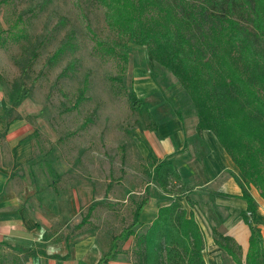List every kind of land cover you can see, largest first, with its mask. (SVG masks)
Returning <instances> with one entry per match:
<instances>
[{"label": "trees", "instance_id": "16d2710c", "mask_svg": "<svg viewBox=\"0 0 264 264\" xmlns=\"http://www.w3.org/2000/svg\"><path fill=\"white\" fill-rule=\"evenodd\" d=\"M8 1L1 0L0 7ZM97 2L105 10L108 29L117 37L111 45L95 37L100 56L119 57L123 51L122 56H127L129 44L146 47L150 61L172 72L189 95L199 119L198 133L212 131L245 177L247 187H255L264 199V0ZM0 39L20 42L24 34L15 24L0 33ZM73 49L69 38L48 63L56 64ZM14 87L19 91L15 104L29 96L27 91L22 93L24 84ZM87 88L86 81L74 109L85 101ZM128 99L133 110L145 109L133 90ZM148 159L154 167L153 182L165 193L175 194L170 179L180 177L174 161H158L152 154ZM243 198L248 209L242 216L251 230L245 264H264V240L255 224L254 199L248 193ZM149 202L147 191L135 205L131 224L112 236L109 251L98 264H108L120 252V243L131 237L135 238L132 253L136 264H206L204 234L179 201L161 207L146 231L137 234ZM99 205L93 202L89 206L80 225H85ZM215 235L216 243L237 264H243L237 252L241 248L231 239Z\"/></svg>", "mask_w": 264, "mask_h": 264}, {"label": "rangeland", "instance_id": "374dc122", "mask_svg": "<svg viewBox=\"0 0 264 264\" xmlns=\"http://www.w3.org/2000/svg\"><path fill=\"white\" fill-rule=\"evenodd\" d=\"M15 24L24 39L7 43L0 39V84L13 103L19 94L14 86L24 84L22 93L29 92L41 106L43 123L34 166L44 178L45 171L52 170L48 177L53 178L56 192L72 179L93 187L101 205L85 225H79L87 207L78 225L71 222L66 231L73 234L83 226L88 232L97 231L100 243L111 242L131 224L135 205L142 199V181L148 180L151 169L138 146L140 131L151 127L152 121L147 108L132 109L128 95L136 72L156 74L162 69L150 61L146 47L135 44L128 45L127 56H122L124 51L119 57L100 56L95 37L109 45L117 37L108 29L105 10L97 0H10L0 7V33ZM69 38L74 49L50 65L49 58ZM86 81V99L74 109ZM136 231L140 235L146 229ZM130 240L133 246L135 238ZM125 244L120 243V251ZM237 252L243 257V249ZM121 253L136 264L132 250ZM28 257L27 250L0 245V264H28Z\"/></svg>", "mask_w": 264, "mask_h": 264}, {"label": "crops", "instance_id": "0c3cea01", "mask_svg": "<svg viewBox=\"0 0 264 264\" xmlns=\"http://www.w3.org/2000/svg\"><path fill=\"white\" fill-rule=\"evenodd\" d=\"M161 69L156 74L144 69L135 73L133 91L152 121L140 131L138 149L143 158L152 154L158 161L172 159L180 178L170 179L175 194H167L153 182L151 164L150 177L141 185V198L147 191L150 195L142 227L152 224L161 207L179 201L204 234L206 264H237L216 243L215 232L244 250L239 258L245 264L251 230L242 216L248 209L243 195L254 199L255 224L263 240L264 199L255 187H247L216 135L209 130L198 133L199 119L189 95L172 72ZM42 123L40 104L30 96L15 104L0 84V244L27 250L28 264H98L111 242L100 243L99 233L83 226L73 234L66 231L97 202L94 188L72 179L56 192L48 177L52 170L42 176L34 166ZM128 241L121 251L131 252L133 240ZM121 251L108 264H133Z\"/></svg>", "mask_w": 264, "mask_h": 264}]
</instances>
